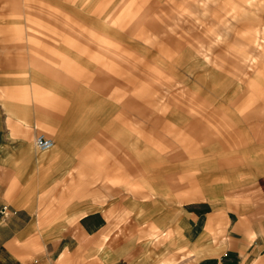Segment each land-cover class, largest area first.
I'll use <instances>...</instances> for the list:
<instances>
[{
    "label": "rangeland",
    "instance_id": "obj_1",
    "mask_svg": "<svg viewBox=\"0 0 264 264\" xmlns=\"http://www.w3.org/2000/svg\"><path fill=\"white\" fill-rule=\"evenodd\" d=\"M0 103L73 138L75 196L105 185L115 233L163 232L183 194L226 186L222 160L235 186L256 174L237 172L264 144V0H8Z\"/></svg>",
    "mask_w": 264,
    "mask_h": 264
},
{
    "label": "crops",
    "instance_id": "obj_2",
    "mask_svg": "<svg viewBox=\"0 0 264 264\" xmlns=\"http://www.w3.org/2000/svg\"><path fill=\"white\" fill-rule=\"evenodd\" d=\"M6 1L0 0V9ZM30 119L20 107L0 103V216L4 207L12 210L0 222V264H264L263 143L238 155L248 168L237 173L250 170L253 178L235 186L236 169L222 160L231 178L226 186L214 185L224 174L211 175L213 196L203 189L183 194L174 216L166 211L153 219L163 232H136L131 239L115 233V222L102 210L105 185L98 200H91L89 181L82 182V197L75 196L73 138L58 135L50 153L40 152ZM218 166L213 161L207 168ZM91 208L99 210L73 217L75 210Z\"/></svg>",
    "mask_w": 264,
    "mask_h": 264
},
{
    "label": "built area",
    "instance_id": "obj_3",
    "mask_svg": "<svg viewBox=\"0 0 264 264\" xmlns=\"http://www.w3.org/2000/svg\"><path fill=\"white\" fill-rule=\"evenodd\" d=\"M54 146V141L48 137H46L44 134H39L35 140V148L40 152H48L50 151ZM7 208L4 209V211Z\"/></svg>",
    "mask_w": 264,
    "mask_h": 264
},
{
    "label": "bare ground",
    "instance_id": "obj_4",
    "mask_svg": "<svg viewBox=\"0 0 264 264\" xmlns=\"http://www.w3.org/2000/svg\"><path fill=\"white\" fill-rule=\"evenodd\" d=\"M53 147H54V146H53ZM52 149H53V148H52ZM52 149H51V150H52Z\"/></svg>",
    "mask_w": 264,
    "mask_h": 264
}]
</instances>
